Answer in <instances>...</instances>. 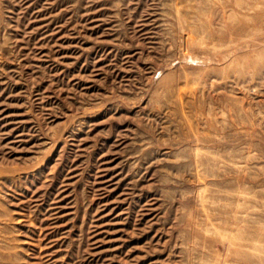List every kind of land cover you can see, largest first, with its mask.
<instances>
[{
	"label": "rangeland",
	"instance_id": "1",
	"mask_svg": "<svg viewBox=\"0 0 264 264\" xmlns=\"http://www.w3.org/2000/svg\"><path fill=\"white\" fill-rule=\"evenodd\" d=\"M0 264H264V0H0Z\"/></svg>",
	"mask_w": 264,
	"mask_h": 264
}]
</instances>
